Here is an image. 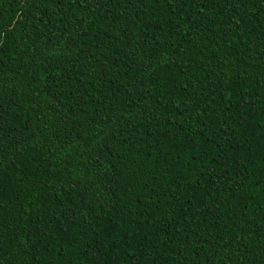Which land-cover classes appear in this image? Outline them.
Instances as JSON below:
<instances>
[{"label":"trees","instance_id":"trees-1","mask_svg":"<svg viewBox=\"0 0 264 264\" xmlns=\"http://www.w3.org/2000/svg\"><path fill=\"white\" fill-rule=\"evenodd\" d=\"M0 264H264V0H0Z\"/></svg>","mask_w":264,"mask_h":264}]
</instances>
